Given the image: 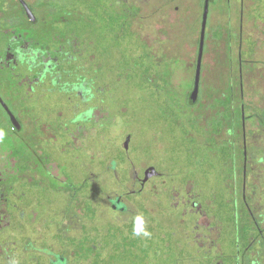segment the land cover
I'll return each mask as SVG.
<instances>
[{"label":"rangeland","instance_id":"374dc122","mask_svg":"<svg viewBox=\"0 0 264 264\" xmlns=\"http://www.w3.org/2000/svg\"><path fill=\"white\" fill-rule=\"evenodd\" d=\"M29 1L32 28L45 40H68L64 65L93 88L83 99L62 79L37 105L36 119L58 125L59 178L24 195L26 233L67 264H264V241L243 250V234H258L253 218L264 231V129L253 127L262 136L250 149L249 209L242 152L234 164L227 146L231 108L242 130L241 92L247 113L264 107V0L210 2L195 101L205 0ZM89 107L91 120L80 119ZM151 166L159 174L132 193L133 167L143 178ZM119 195L128 213L113 209Z\"/></svg>","mask_w":264,"mask_h":264},{"label":"flooded vegetation","instance_id":"af4514ba","mask_svg":"<svg viewBox=\"0 0 264 264\" xmlns=\"http://www.w3.org/2000/svg\"><path fill=\"white\" fill-rule=\"evenodd\" d=\"M29 2V0H0V264H27L29 260L34 259L36 264L39 262L67 264L66 256L47 245L41 236L30 237L26 233L32 215L28 213L30 202L24 195L33 189L45 191L50 187L53 188L54 181L59 178L56 174L58 166L54 164L53 151L54 142L59 137L55 133L58 125L36 119L35 113H43L37 105L44 98L45 88H48L47 94L60 91L61 80L65 79L67 89H74L83 99H90L93 82L85 78L76 79L73 70L64 65L65 57L72 55L71 43L68 40L48 41L40 35L39 30L36 32L32 28L35 26L37 16L34 5ZM27 7L31 9L32 16ZM241 100L242 130L239 132L237 129L236 109L231 108L232 124L227 130L230 136L227 139V146L232 153L234 164L236 159L233 153L236 154L237 147L242 152L241 191L242 199L249 209L248 173L252 172L255 165L250 149L257 146L254 143L259 144V139L256 137L262 136L260 133H255L253 127H257V130H260V127L264 129V107L255 108L256 111L247 113L243 91ZM93 110L92 107L87 108L80 119L85 116L84 120H91ZM217 129L220 131V126H217ZM62 137V141H66L65 133ZM130 175L133 178L132 193H135L138 183H146L155 177L146 181L145 174L142 178L134 167ZM46 176L50 178H47L50 180L47 186L44 184ZM234 176L237 177L236 171ZM34 177L41 179L37 183H31ZM237 180L235 179L236 187ZM235 191L237 194L239 189ZM37 199L42 203L39 198ZM111 201L113 209L124 213L130 211L129 205L122 196L119 195ZM36 220L37 218L34 221ZM252 223H255L260 234L257 236L243 234V238L248 242L243 249L244 252L259 240L264 241L262 237L264 231L260 228L258 220L253 218ZM34 255L37 256L33 257Z\"/></svg>","mask_w":264,"mask_h":264},{"label":"water","instance_id":"95a60500","mask_svg":"<svg viewBox=\"0 0 264 264\" xmlns=\"http://www.w3.org/2000/svg\"><path fill=\"white\" fill-rule=\"evenodd\" d=\"M210 1L211 0H205L204 7H203V18H202L201 35H200L198 59H197V66H196L195 86H194V91L192 94L194 101L196 100V96L199 90V82H200L201 73H202L201 70H202V62H203V54H204V47H205V38H206V29H207ZM27 9L30 12L29 13L30 16H32L31 9H29L28 7ZM129 142H130V137L128 136L124 143L125 148H128ZM158 174H159L158 170L154 166H151L150 168L146 170L144 180L147 181L151 177L156 176Z\"/></svg>","mask_w":264,"mask_h":264},{"label":"clouds","instance_id":"9594fccd","mask_svg":"<svg viewBox=\"0 0 264 264\" xmlns=\"http://www.w3.org/2000/svg\"><path fill=\"white\" fill-rule=\"evenodd\" d=\"M136 219H137V223H138V224H142V223H143V219H142V217H137ZM135 234H136V235H139L140 233H139V231H136ZM144 234H145V235H149V233H147V232H145Z\"/></svg>","mask_w":264,"mask_h":264},{"label":"trees","instance_id":"16d2710c","mask_svg":"<svg viewBox=\"0 0 264 264\" xmlns=\"http://www.w3.org/2000/svg\"><path fill=\"white\" fill-rule=\"evenodd\" d=\"M211 1H212V0H211ZM211 1H210V2H211ZM203 5H204V4H203ZM193 103H195V102L191 101V104H193Z\"/></svg>","mask_w":264,"mask_h":264}]
</instances>
